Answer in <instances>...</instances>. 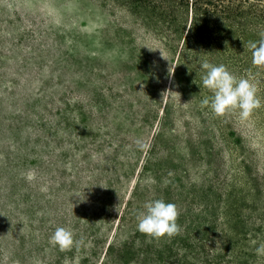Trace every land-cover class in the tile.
I'll return each instance as SVG.
<instances>
[{"label":"rangeland","instance_id":"374dc122","mask_svg":"<svg viewBox=\"0 0 264 264\" xmlns=\"http://www.w3.org/2000/svg\"><path fill=\"white\" fill-rule=\"evenodd\" d=\"M171 67L118 2L0 0V264H264V74L241 121ZM158 198L174 237L136 229Z\"/></svg>","mask_w":264,"mask_h":264},{"label":"trees","instance_id":"16d2710c","mask_svg":"<svg viewBox=\"0 0 264 264\" xmlns=\"http://www.w3.org/2000/svg\"><path fill=\"white\" fill-rule=\"evenodd\" d=\"M172 59L176 89L202 85L200 62L224 64L235 75L264 74L252 63L250 41L264 32V0H111Z\"/></svg>","mask_w":264,"mask_h":264},{"label":"clouds","instance_id":"9594fccd","mask_svg":"<svg viewBox=\"0 0 264 264\" xmlns=\"http://www.w3.org/2000/svg\"><path fill=\"white\" fill-rule=\"evenodd\" d=\"M248 47L252 51V63L255 66H264V32L260 33V39L250 41ZM202 72V86L212 94L200 101L201 107L209 108L216 116H224L227 113L238 112L241 121H247L254 110L262 106L258 96V81L256 75L248 72L237 76L228 70L224 64H214L208 60L200 62ZM138 147H143L141 141H136ZM34 173L26 174L28 180L33 179ZM155 184L154 179L147 181ZM165 185L167 182H164ZM179 210L176 204L166 202L162 198L146 201L142 208L136 212V229L139 233L153 239L171 238L179 234L180 225L177 223ZM53 245L61 251L78 248L81 241L74 239L70 228L59 226L50 237ZM258 257L264 256V243L255 249Z\"/></svg>","mask_w":264,"mask_h":264}]
</instances>
